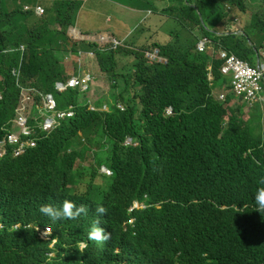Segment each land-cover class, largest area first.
<instances>
[{
    "label": "clouds",
    "instance_id": "clouds-1",
    "mask_svg": "<svg viewBox=\"0 0 264 264\" xmlns=\"http://www.w3.org/2000/svg\"><path fill=\"white\" fill-rule=\"evenodd\" d=\"M128 1H114L108 25L102 30L99 17L94 32L87 33L79 29L86 10L108 1L0 0V18L8 20L0 26V55L19 57L11 71L19 90L15 102V90L0 76V105L14 110L9 129L0 135V160L28 156L22 175L0 197L5 221L0 230L6 231L0 237V264H264V232L247 238L243 224L233 221L226 222L228 233L215 213L233 210L247 222L258 218L264 224V178L255 202L241 205L233 191L219 187L229 178L215 165L231 160L237 140L220 134L209 157L186 140L219 105L226 122L234 114L246 122L254 117L253 128L261 127L257 149L264 154L263 9L253 10L244 0L243 9L227 4L222 14L209 16L205 0H183L187 14L181 16L178 0H147L146 18L133 34L148 29L151 35L127 49L131 32L118 34L131 18L121 12ZM232 9L243 14L246 26L235 22ZM70 12L73 22L64 28L61 20ZM232 37L251 46L253 61L224 43ZM7 43L13 48L2 50L11 46ZM120 50L143 56H120L131 69L137 70L141 59L151 68L146 92L139 85L127 104L113 102L111 95L125 82L113 81L97 57V52ZM87 56L95 57L99 73L107 77L104 99L93 97L98 80L83 67ZM66 61L76 62L73 71ZM163 68L165 77L158 74ZM142 104L158 109L175 130L162 125L137 134L127 123L114 137L105 121L93 120L113 107L138 113ZM73 132L79 138L67 143ZM48 141L47 147L57 148L53 156L44 153ZM253 159L259 170L262 163ZM172 179L181 190L173 189ZM233 248L239 253L235 259Z\"/></svg>",
    "mask_w": 264,
    "mask_h": 264
},
{
    "label": "trees",
    "instance_id": "trees-1",
    "mask_svg": "<svg viewBox=\"0 0 264 264\" xmlns=\"http://www.w3.org/2000/svg\"><path fill=\"white\" fill-rule=\"evenodd\" d=\"M208 3H211L212 9H209V16L214 14H222L224 7L227 4L240 6L243 9L244 0H205ZM204 1V2H205ZM223 7L220 11L217 9ZM73 12V10H71ZM71 12L68 13L64 19L61 20V25L64 28H67L73 20ZM8 20L6 18H0V26H4ZM203 32L212 37V34L203 30ZM249 32V31H248ZM238 38V37H237ZM8 41L13 42L14 39L12 36H8ZM224 43L234 50L240 55L253 61L255 57V52L247 45L244 46L241 42H234V38H226L223 40ZM7 45H11V43H7ZM17 47V46H16ZM9 48H13L11 46L2 47V50H6ZM88 48H92L89 46ZM163 53H168L172 57V53L167 51L165 47L162 48ZM125 60L128 58H133L135 55L136 60L138 57H142L140 54H135L131 52L129 54L126 50L111 51L100 53L97 52V57L102 61L103 64H106V71L108 74L112 75V80L117 81V79H121L125 82V87L118 92L114 90L111 98L114 103H128V100L131 99L135 95V88L142 86L143 92H146L148 82L146 78H148L149 74H151V68L144 64L143 59L140 60L137 70H134L129 67L131 66L128 63L123 62L120 59V56H125ZM19 57L17 54H8V55H0V76L3 78V84L5 87H10L15 90L13 101H16L17 92H19L16 79L13 78L11 71L18 67ZM163 68L159 71V75L165 77ZM23 73L25 72V66H23ZM117 89V88H115ZM47 93H52V89L47 90ZM6 102L10 99L9 91L6 92ZM101 106V105H99ZM213 112L203 118L200 122V128L197 132L193 134H186V140L196 146L201 152L209 157V152L215 146L216 141L219 139V135L222 133H229L233 136L238 142V150L233 155L231 160L225 163L215 162V165L222 175L229 178L219 184V187L225 188L227 190H231L235 193H239L242 195H238L235 193H231V195L239 201L241 205L252 204L254 201V194L258 187L262 186L259 184L261 178H264V154L261 150L257 149V146L260 142L261 136V127L257 125L253 128L252 123L254 121V117H251L247 122L240 119V117L236 114L230 116L229 121H225V116L227 112L223 110L219 105L213 106ZM10 112V114H7ZM14 110L10 104L4 103L0 105V135L4 133L3 129H9L7 125L8 122L13 118ZM94 121H105L107 125V131L114 137L117 136L118 130L120 127H125V124L129 123L133 126L134 130L137 134H141L142 132H148L150 130L159 128L162 125H166L170 127L171 130H175V128L168 121H164L161 117L160 111L151 106L143 105L139 108L138 113L134 111H129L126 114H122L115 107L112 108V112L101 116H94ZM79 138L78 134L73 132L67 139V143H71L72 141ZM50 141L43 144L44 153L48 156H53L56 153L57 148L55 147H47ZM251 151L252 153H248ZM253 156H257L259 161L262 163V166L259 167L254 161ZM28 157V156H27ZM23 158L17 161H13L11 158L7 157L3 160H0V197H5L9 194L10 190L13 188V185L17 179L22 175L23 168L22 164L27 158ZM173 189L175 191L181 190L182 187L178 184L174 179H172ZM34 209L31 210L30 213H33ZM217 215V223H220V227L222 230H228V224L226 222L238 221L241 222L244 226V236L251 237L256 232H264V224L260 222L257 218L253 222H247L240 214L236 213L233 210L229 211H215ZM4 206L1 203L0 199V222L5 224L4 221ZM229 233V230H228ZM5 230H0V237L5 235ZM231 257L235 259L236 256L239 255L238 252L234 250L231 251Z\"/></svg>",
    "mask_w": 264,
    "mask_h": 264
},
{
    "label": "rangeland",
    "instance_id": "rangeland-1",
    "mask_svg": "<svg viewBox=\"0 0 264 264\" xmlns=\"http://www.w3.org/2000/svg\"><path fill=\"white\" fill-rule=\"evenodd\" d=\"M108 2H102L103 6L98 7L95 10H86L85 12V16L84 19L81 23V26H79V29L87 32V33H93L94 29H93V23L95 19H99V17H102V30L104 29V27L108 24L105 23V18L109 17L110 15L113 14L114 11V7H113V2L114 1H118L120 2L121 0H106ZM161 1V0H159ZM166 1H172V0H166ZM176 2V0H174ZM178 2L181 5V10H180V15H184L187 14L185 5L186 3L183 0H178ZM90 6H92L91 4H89ZM207 9H212L211 4L206 3ZM122 7L125 9L123 12L124 14H131V18L127 21L126 26H124L120 33L118 34V36L120 38H123L127 33H130V37L125 40L124 42V47L125 44H127V49H133L130 48V46L137 48L139 44H143L146 42L147 38L151 35L150 30L146 29L144 30L141 35L138 34H133L134 30L140 26L141 23L144 22V19L146 18L147 15V10H148V4H147V0H131L128 1L127 4L122 5ZM249 7L251 9L254 10V7H261L264 11V3L259 2L258 0H250L249 1ZM67 8V6H63L60 7V11L58 12V14L62 12H64V10ZM140 10V11H132L134 9ZM221 9H223V7L217 9V11H220ZM253 10H249L251 14H253ZM230 12H233V14L235 15V22H237L239 24V26L241 28H243L244 26H246L247 21L244 20V22L242 23V16L243 14H237L238 11L237 10H230ZM112 23V22H111ZM220 26H218L219 28ZM102 30H96V32H102ZM133 31V32H132ZM108 35H111V33H108ZM136 39L135 43H131V39ZM159 40H163L164 38L159 37ZM90 57L87 56L86 58L83 59V67L85 70L90 71L93 76L95 78H97L98 82H96V84L93 87V97L94 99H104L106 98V90H108L109 85H108V80L107 77L104 75H101L98 71V68L96 66V62H95V57L92 59H89ZM66 63L70 64L67 65L68 67V71H73L72 66L76 63L73 61H66ZM224 92H219L217 95H221ZM64 96L60 98L61 101H63Z\"/></svg>",
    "mask_w": 264,
    "mask_h": 264
},
{
    "label": "crops",
    "instance_id": "crops-1",
    "mask_svg": "<svg viewBox=\"0 0 264 264\" xmlns=\"http://www.w3.org/2000/svg\"><path fill=\"white\" fill-rule=\"evenodd\" d=\"M48 3L52 4V3H53V1H48Z\"/></svg>",
    "mask_w": 264,
    "mask_h": 264
}]
</instances>
